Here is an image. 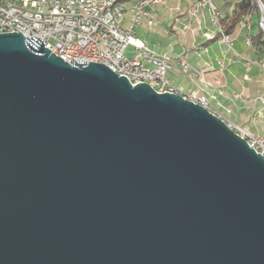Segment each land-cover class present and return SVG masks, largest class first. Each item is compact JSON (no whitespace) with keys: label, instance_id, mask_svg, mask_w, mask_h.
Returning <instances> with one entry per match:
<instances>
[{"label":"water","instance_id":"95a60500","mask_svg":"<svg viewBox=\"0 0 264 264\" xmlns=\"http://www.w3.org/2000/svg\"><path fill=\"white\" fill-rule=\"evenodd\" d=\"M0 264H264V156L177 92L0 32Z\"/></svg>","mask_w":264,"mask_h":264},{"label":"crops","instance_id":"0c3cea01","mask_svg":"<svg viewBox=\"0 0 264 264\" xmlns=\"http://www.w3.org/2000/svg\"><path fill=\"white\" fill-rule=\"evenodd\" d=\"M122 1V25L128 28L136 0ZM195 1L165 0L149 5L148 15L134 26V36L155 53L172 57L166 76L178 91L205 90L212 109L231 127L264 137V37L257 44L253 40L259 34L258 25L253 28L250 22L249 28H240L237 18L233 21V0H209L212 10L221 11L220 25H213L209 6L189 14ZM224 34L229 35V43L222 39ZM248 38L252 44H247ZM129 49L133 54L132 45ZM184 53L191 69L197 71L194 74L184 73L177 62Z\"/></svg>","mask_w":264,"mask_h":264},{"label":"built area","instance_id":"2783aa9c","mask_svg":"<svg viewBox=\"0 0 264 264\" xmlns=\"http://www.w3.org/2000/svg\"><path fill=\"white\" fill-rule=\"evenodd\" d=\"M113 1L0 0V32L20 29L25 40L35 49L43 45L48 50L57 51V55L70 64L100 62L113 71H122L132 83L145 82L158 92H174L175 87L166 76L167 70L172 67V57L155 53L137 39L133 31L141 17L148 15L149 5L165 0H136L130 10L132 26L128 28L122 25L125 7L111 11L110 3ZM233 1L237 3L245 0ZM246 1L254 7V11L247 13L249 23H241L239 19L238 26L247 28L251 17L256 15L261 18L264 36V0L261 4H254V0ZM206 6L210 8L212 22L220 25V17L212 15L211 1H205V6H197L196 0L188 12L193 15L197 9ZM117 29H124V36H117ZM128 45L133 46L131 55L126 54ZM177 62L187 75L196 71L189 65L187 53L178 56ZM182 93L193 102L195 98H202L203 105L218 115L210 105L209 96L199 93V89ZM261 103L264 107L263 98ZM231 128L237 133H243L249 145L264 156V139L259 138L257 133H249L240 127Z\"/></svg>","mask_w":264,"mask_h":264},{"label":"bare ground","instance_id":"6f19581e","mask_svg":"<svg viewBox=\"0 0 264 264\" xmlns=\"http://www.w3.org/2000/svg\"><path fill=\"white\" fill-rule=\"evenodd\" d=\"M205 1H209V0H197V6H205ZM262 3V0H254V4H261ZM123 1L122 0H114L113 2L110 3V10L111 11H118V9H121L123 8ZM202 9H197V11H201ZM212 15L215 16V17H221V11L220 10H212ZM211 22H212V18H210ZM247 21H249V15L247 14L244 18H242L240 20L241 23H247ZM213 23V22H212ZM257 23H258V29L259 31L261 32L262 34V28H261V18L260 17H257ZM218 25L217 23H213V25ZM247 28H249V26H247ZM247 30V29H246ZM20 32L21 33V30L20 29H10V30H3V32ZM117 36H124V29H117ZM264 37V36H263ZM222 39H224V41L226 42H229L230 40V37L229 35H226L224 34L222 36ZM247 44H252V40L250 38H248L246 40ZM50 52L54 53L57 55V51H53V50H49ZM58 56V55H57ZM60 57V56H59ZM116 73H118L119 75H123L126 77L125 74L122 73V71H114ZM194 72H197V71H194ZM197 74V73H196ZM205 86H208V85H205ZM203 89H206V88H203ZM174 91H176L177 93L181 94L183 96V98L187 99L188 100V95H184V93L178 91L176 88H174ZM205 91V90H204ZM202 91L201 89V94H207L206 92ZM195 103H198L200 105H202L203 107H205L203 105V100L202 98H195ZM206 109H208L207 107H205ZM209 110V109H208ZM262 110L264 112V107H262ZM210 111V110H209ZM211 112V111H210ZM215 114V113H214ZM231 127V126H230ZM235 130V129H234ZM239 135H241L243 137V133H238ZM259 138L261 139H264V137H262L261 135H259ZM245 138V137H243Z\"/></svg>","mask_w":264,"mask_h":264},{"label":"trees","instance_id":"16d2710c","mask_svg":"<svg viewBox=\"0 0 264 264\" xmlns=\"http://www.w3.org/2000/svg\"><path fill=\"white\" fill-rule=\"evenodd\" d=\"M254 11V7L250 5L249 1H240L235 4V14L233 17V21H237L242 18H244L247 13H252ZM225 33V32H224ZM262 36L261 32L259 31V34L257 36L253 37L254 43L257 44Z\"/></svg>","mask_w":264,"mask_h":264},{"label":"rangeland","instance_id":"374dc122","mask_svg":"<svg viewBox=\"0 0 264 264\" xmlns=\"http://www.w3.org/2000/svg\"><path fill=\"white\" fill-rule=\"evenodd\" d=\"M256 16L255 15H253L252 17H251V20H250V22H252V27L254 28L255 26H256V24L258 25V23H256ZM247 23H249V21H247ZM130 50L131 49H129V50H126V54L127 55H131V52H130ZM174 92H176V91H174ZM210 97V96H209ZM233 126V125H232ZM237 127V126H236ZM260 135V134H259ZM263 137V136H262Z\"/></svg>","mask_w":264,"mask_h":264}]
</instances>
